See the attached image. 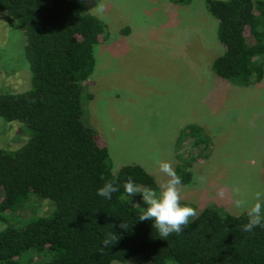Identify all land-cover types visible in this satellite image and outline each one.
Segmentation results:
<instances>
[{
    "label": "trees",
    "instance_id": "16d2710c",
    "mask_svg": "<svg viewBox=\"0 0 264 264\" xmlns=\"http://www.w3.org/2000/svg\"><path fill=\"white\" fill-rule=\"evenodd\" d=\"M204 6L223 48L211 65L214 75L235 87L257 84L264 76V0H204ZM0 12L20 31L29 72L25 89H0L1 120L14 121L24 136L17 147H0V264H264V227L243 231L246 214L208 206L166 238L151 220L138 221L147 206L123 184L129 177L140 186L157 183L129 164L112 171L107 148L82 121L93 49L108 36L82 0H0ZM177 144L208 157L210 139L194 123L181 129ZM189 167L188 161L174 167L182 184L191 180ZM108 180L120 184L110 200L97 194ZM31 196L48 200L50 212L16 227L15 206ZM121 221L130 228L116 227ZM109 232L118 241L104 247Z\"/></svg>",
    "mask_w": 264,
    "mask_h": 264
},
{
    "label": "rangeland",
    "instance_id": "374dc122",
    "mask_svg": "<svg viewBox=\"0 0 264 264\" xmlns=\"http://www.w3.org/2000/svg\"><path fill=\"white\" fill-rule=\"evenodd\" d=\"M82 2L108 30L107 38L94 46L93 71L83 82L82 121L107 148L112 171L129 164L144 169L159 185L168 178L154 157L170 161L173 168L188 161L191 180L182 184L180 203L197 213L216 206L230 215L246 214L233 201L242 198L250 206L255 193L264 192V76L257 84L235 87L214 75L211 65L223 48L204 0ZM22 45L17 26L0 12V89L27 87ZM190 123L209 137L208 157L200 151L196 157L188 144H177L181 129ZM18 126L0 118V147L22 142ZM233 187L241 189L240 197ZM50 204L28 197L15 206L16 227L48 214Z\"/></svg>",
    "mask_w": 264,
    "mask_h": 264
},
{
    "label": "clouds",
    "instance_id": "9594fccd",
    "mask_svg": "<svg viewBox=\"0 0 264 264\" xmlns=\"http://www.w3.org/2000/svg\"><path fill=\"white\" fill-rule=\"evenodd\" d=\"M158 164L159 172L163 173L168 179L161 182L158 188L148 186H140L129 177L123 184L124 192L129 196L140 194L143 202L147 206L138 217V221L153 222L155 228L161 238H166L172 233L180 234L182 229L186 227L190 220L198 215L197 210L188 205L180 203L182 199V181L181 177L176 173L170 161H161L158 156L154 157ZM204 182V177H199ZM120 191V184L115 180L106 181L101 188L97 190L99 196L105 199H112V195ZM233 194L236 197L241 196V189L233 187ZM220 196L224 195L223 189L219 192ZM237 209L246 212L248 222L242 226L243 231L252 232L256 227H264V192L257 191L255 193V202L250 206L247 201L237 198L233 201ZM116 227L122 230L130 228L127 222L121 221ZM118 241L117 233L109 232L103 240V246L108 247L114 245Z\"/></svg>",
    "mask_w": 264,
    "mask_h": 264
}]
</instances>
